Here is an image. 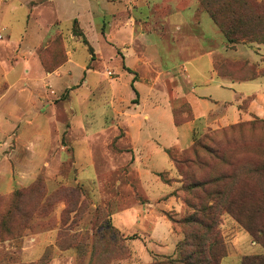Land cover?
Masks as SVG:
<instances>
[{"label":"crops","instance_id":"obj_1","mask_svg":"<svg viewBox=\"0 0 264 264\" xmlns=\"http://www.w3.org/2000/svg\"><path fill=\"white\" fill-rule=\"evenodd\" d=\"M1 1L7 6L0 12L6 23L0 34L8 31L6 41L12 49L9 55H0V194L30 182L44 164L50 166L47 160L41 163L42 156L64 153L69 146L87 153L90 167L96 164L94 143L123 132L136 155L135 168L161 172L168 169L165 164L173 165L168 150L190 146L196 134L255 117L264 119V42L230 44L219 40V31L211 27L192 33L184 11L192 4L179 8L178 1L159 0L168 12L157 16L156 0H120L122 7L135 4L137 10L119 25L109 22L103 36L97 16L107 15L112 0H83L87 16L70 18V25L61 19L57 0ZM20 8L28 13L19 25ZM75 19L84 33L85 25L98 32L99 41L111 46L110 55L119 54L118 80H98L97 71L88 66L87 47L73 32ZM61 33L67 60L47 70L40 51ZM65 88L70 89L69 98L55 101L57 94L52 93ZM95 91L107 92L105 103L91 98ZM182 104L188 111L178 121L176 107ZM97 106L103 108L97 111ZM23 153L26 160L13 158ZM159 154L164 156L161 163ZM136 214L144 229L146 218L153 221L149 237L159 247L171 245L173 253L176 239L171 222L162 214L144 215L139 210Z\"/></svg>","mask_w":264,"mask_h":264},{"label":"rangeland","instance_id":"obj_2","mask_svg":"<svg viewBox=\"0 0 264 264\" xmlns=\"http://www.w3.org/2000/svg\"><path fill=\"white\" fill-rule=\"evenodd\" d=\"M57 1L55 7L66 25H70V18L72 20L74 16L80 19L83 14L87 16L85 1L77 0L74 4L69 0ZM112 1L111 7L107 4V15L97 16V29L103 36L109 22L119 25L126 15L137 10L135 4L127 3L122 7L120 0ZM156 1L159 3L156 15L167 14L168 6ZM170 1H178L179 8L192 4L184 10L185 17L191 21L192 33L199 34L211 27L219 31V40H225L223 32L199 0ZM6 4L0 0V12L6 9ZM17 13L20 25L28 10L20 8ZM5 24L1 19L0 26ZM79 25L75 23L73 32L82 42L80 45L87 47L88 66L97 71L98 80L100 77L106 83L118 80L116 62L119 54L110 55L111 46L99 41L97 31L85 25L84 33ZM242 29L249 37L235 43L253 44L259 43L254 40L263 39L264 28L248 25ZM8 34L5 29L0 37V55H9L12 49L6 41ZM64 35L61 33L40 51V61L47 70L54 68L64 56L62 62L67 60ZM83 36H88L91 42L88 39V43L83 42ZM90 43L102 48L104 54L92 48ZM74 72L78 75L76 70ZM70 75H73L72 70ZM52 94H57L53 99L58 102L69 98L70 89ZM107 97L106 91H95L91 95L102 104ZM121 104L118 102L119 107ZM102 108L97 106L96 110ZM184 111H188L185 104L176 107L178 121L184 117ZM123 134L96 141L93 145L96 164L90 167L88 154L76 152L72 146L64 153L49 158L42 156L41 163L47 160L49 167L44 164L36 177L31 176L30 182L0 194V264H175L179 258L177 243L183 239V233L201 229L184 219L191 214L204 218L198 211L201 206H210L218 217L215 230L225 252L220 264H241L245 255L264 252L239 219L245 217L242 214L246 212H254L255 206H261L264 213V172L256 171V167L264 164L263 119L252 118L211 128L195 136L192 144L184 149L170 148L168 154L173 165L165 164L168 169L161 172L135 168L136 155ZM66 140L64 138L63 143L66 144ZM26 157L23 153L13 158L24 161ZM162 159L164 156L159 154L160 163ZM21 172L16 170L18 174ZM241 187L246 198L243 202L237 194ZM138 210L144 215L162 214L171 222L176 239L173 253L171 245L168 249L159 247L157 240L149 237L153 221L146 218L148 224L144 229L136 214Z\"/></svg>","mask_w":264,"mask_h":264},{"label":"trees","instance_id":"obj_3","mask_svg":"<svg viewBox=\"0 0 264 264\" xmlns=\"http://www.w3.org/2000/svg\"><path fill=\"white\" fill-rule=\"evenodd\" d=\"M199 2L201 7L209 12L210 17L221 29L226 41L230 44H235V42L240 41L242 38L249 37V33L246 31V33L243 32L242 29L248 25H253L254 28H264V0H199ZM77 22L78 20L75 19L73 25ZM241 32L242 36H239ZM76 34L82 35V33ZM258 41L259 43L264 42V36L263 39L254 40V42ZM83 42L88 43L87 38L84 36ZM61 62L50 70L57 68ZM255 119L263 118L255 117ZM199 135L201 134H196L195 136ZM256 171L263 173L264 164L261 167H256ZM160 175L162 176L163 174L160 173ZM225 177H227V175H225ZM244 186L246 185L244 184ZM246 190L250 192L248 189ZM242 191V187L237 191L241 202L246 199L242 195ZM221 192L223 191H219V193ZM262 194L264 199V187L262 188ZM254 208V212L250 214L246 212V214H242L245 215V217L241 216L239 219L242 221L245 229H247L256 240V243L260 244L264 249V215H259L257 217V214L263 213L261 212L262 207L255 206ZM198 211L203 213L204 218L199 215L191 214L184 219V222L192 223L201 229L183 233V239L177 243L179 258L176 259V263L220 264L221 259L225 257V252L221 245L222 241L215 230L218 224V217L211 211L210 206H201L198 208ZM188 247L191 249H188ZM241 264H264V252L256 255H245L241 259Z\"/></svg>","mask_w":264,"mask_h":264},{"label":"built area","instance_id":"obj_4","mask_svg":"<svg viewBox=\"0 0 264 264\" xmlns=\"http://www.w3.org/2000/svg\"><path fill=\"white\" fill-rule=\"evenodd\" d=\"M0 37H1V34H0Z\"/></svg>","mask_w":264,"mask_h":264}]
</instances>
